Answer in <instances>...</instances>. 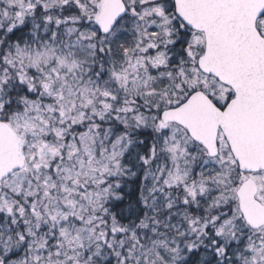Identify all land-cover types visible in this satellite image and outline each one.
Listing matches in <instances>:
<instances>
[{"label":"snow or ice","instance_id":"snow-or-ice-1","mask_svg":"<svg viewBox=\"0 0 264 264\" xmlns=\"http://www.w3.org/2000/svg\"><path fill=\"white\" fill-rule=\"evenodd\" d=\"M0 264H264V0H0Z\"/></svg>","mask_w":264,"mask_h":264}]
</instances>
